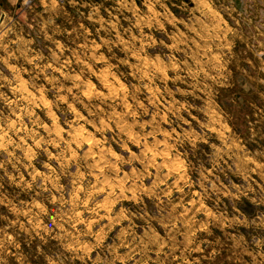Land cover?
<instances>
[{
    "label": "rangeland",
    "instance_id": "rangeland-1",
    "mask_svg": "<svg viewBox=\"0 0 264 264\" xmlns=\"http://www.w3.org/2000/svg\"><path fill=\"white\" fill-rule=\"evenodd\" d=\"M0 264H264V0H0Z\"/></svg>",
    "mask_w": 264,
    "mask_h": 264
}]
</instances>
